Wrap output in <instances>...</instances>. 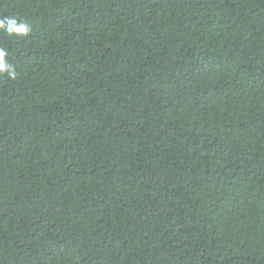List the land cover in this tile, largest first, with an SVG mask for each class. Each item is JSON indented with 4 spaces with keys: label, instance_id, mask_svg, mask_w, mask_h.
<instances>
[{
    "label": "trees",
    "instance_id": "trees-1",
    "mask_svg": "<svg viewBox=\"0 0 264 264\" xmlns=\"http://www.w3.org/2000/svg\"><path fill=\"white\" fill-rule=\"evenodd\" d=\"M0 264H264V0H0Z\"/></svg>",
    "mask_w": 264,
    "mask_h": 264
},
{
    "label": "clouds",
    "instance_id": "clouds-1",
    "mask_svg": "<svg viewBox=\"0 0 264 264\" xmlns=\"http://www.w3.org/2000/svg\"><path fill=\"white\" fill-rule=\"evenodd\" d=\"M33 32V24L29 19L17 15L0 17V33L9 38H28ZM19 77L17 66L9 60V53L0 47V82L16 81Z\"/></svg>",
    "mask_w": 264,
    "mask_h": 264
}]
</instances>
